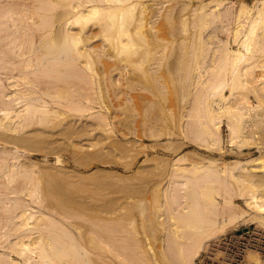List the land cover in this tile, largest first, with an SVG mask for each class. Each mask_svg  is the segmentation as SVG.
Here are the masks:
<instances>
[{"label":"bare ground","instance_id":"6f19581e","mask_svg":"<svg viewBox=\"0 0 264 264\" xmlns=\"http://www.w3.org/2000/svg\"><path fill=\"white\" fill-rule=\"evenodd\" d=\"M139 2V0H24V2L23 0L22 2H16L15 0L0 1V4L2 3L0 5V264H113L112 262H104V259L101 257L103 259L102 260L98 256L100 254L99 252L97 258L102 260L104 263H99L100 261L97 262L98 259L92 255L93 253H97V251L95 252V250H88L89 248L86 247V245L90 246L89 242H86V245H83L82 243L85 242L83 238V242L79 238V240L76 239L77 237L81 236V233H79L80 235L78 234L76 236L72 230L71 226H74L75 228V226L78 224V221H75V219L72 218L78 216L83 217L81 215L82 213H78L79 211L76 212L77 210L74 208V206L82 204V201L73 196L69 190H79L82 187L86 188L87 186H81L82 184L77 186L68 185L70 181L77 182V180H72L70 178L71 173L62 169L64 166L59 164V162H61L60 156H56L55 165L50 163L46 165H40L34 158L37 157L38 153L36 152L44 151L47 152L46 154L50 153V151L55 152L57 147L61 145L57 140L59 136L64 135L71 137V135L75 133L76 130H79L78 125H76L73 121L63 124L62 121L59 122L56 120V124L53 125L55 122L54 117L61 118L63 115L62 113H65V111L57 106V103L61 106V102H64L63 105L65 104L66 107L62 106L63 108L71 107V109L82 112L88 111L93 107L92 105H89V103H87V105V101L84 100H89L88 97L90 94L88 96L86 91L92 88L93 84H95V81L90 83L88 80V84L92 85L90 89L88 88L89 85L88 87L85 84L83 86L82 83L85 81L87 83V75L84 73L93 67L91 64L93 61L91 60L95 59L94 55L95 57L96 55L100 56L102 61V55L104 53L100 55L101 52L99 50H103L102 47L104 44L102 43L103 46L102 44H99L102 47H98L91 42L93 37L96 35L95 32L90 31L89 25H87L91 20H94L96 25H99L98 27L100 28H97L98 32L104 34L102 40L108 37L106 42H104L105 40L103 42L108 45L109 43L107 40L111 41V45L109 44L110 47L106 45L109 49L107 48V50L104 46L106 51L103 50L102 52H105L106 54L108 51L107 54L110 52V55H115L117 57L119 56L117 54H120L122 55L123 60H127L126 62H134L133 60H135V56L133 57V54H137V57L138 54H141L140 56H142L144 51H141L143 44H141L142 40H140V35L137 33L140 31V34H142L141 29L147 19L144 21V24H142V21H139L143 18L139 15H142L143 13L142 16H144L145 13V11L141 13V11L144 9V3L140 5V7L142 6L143 8L138 9ZM224 4H229L227 7L236 10L238 18H241L240 20H237V22H239L238 25L242 23L240 27H232L228 25L229 23L224 24L225 21L229 22V20L227 21L221 18V20H224V22L221 21L223 23L221 24L223 27H225H222L223 30L225 29L224 31L227 30L229 31V34L234 35V38H236L237 41L239 40V44L237 45L235 42L237 47H232L228 39L218 38V40H221L220 43H224L219 44V46L222 47V51H217L220 52V54L225 51V55L223 56L226 58L221 57V55L215 51L216 54L219 55H217L218 59H216L217 64L215 62V65L220 64L218 66H221L224 61H229L228 63L230 66L225 65L226 67H223V71L221 72L220 70H222V68L219 67L220 70L217 69L215 71L217 66H212L215 67L213 69L215 71L214 77L216 78H212L213 80L209 82L207 79L206 85L203 86L205 87L204 89H206L204 92H202V95L204 93V97L202 96L203 106L201 105V116L203 117V120L201 123L199 121L198 125V128L201 130V135H203L202 138L204 140L205 138H212V144L209 141L210 144H215L217 145L218 149L222 148V150H224L221 145L223 142V121H226L228 125V142L230 144L237 143L236 140L240 137V141H246L248 143L247 145H245L242 141L241 142L245 146H248L251 145L249 142H253L252 140L249 141L250 138L255 139L256 137L257 140V138H260V136L261 138L262 135L264 136L260 129V131L257 129L256 131L257 133L260 132L261 135L257 134L255 129L253 131V127L257 128V125L259 126V124L261 126V122L264 125V120L261 122L258 121L259 117L261 119L264 116V112L262 111L264 110V107H261V103L264 102V100L261 101L260 99L264 94L261 96L259 95L264 88L261 87V85L263 86L264 84V79L262 84L261 82L258 83L261 89V92L258 93L259 90H257V88L259 89V87L256 85L257 83L254 85L251 84V86L246 84L249 81L248 79L251 78H249V75L254 73L253 69H257L258 67V65L256 66V64H258L256 62L257 60L254 61L253 58H251L250 62L251 64L256 62V64H254L256 68H253L254 65H252L250 68L249 66H251V64H248L247 60L245 62L249 65V68L245 63L246 68L248 69L244 68L246 71H243L242 69L244 67L242 62L246 60V58H249L250 60L251 54L258 51L256 50V52H252L254 48H256V45L258 48L261 46L260 50L262 51L259 52L264 54V0H254V3L250 2L249 0H229L225 2L224 0H220L213 4V7H215L214 9H218L222 5L224 6ZM202 5L205 6V4ZM203 6H201V9L199 7V9L203 10ZM137 10H140L139 13ZM151 10L152 8H150V13ZM204 10L201 11V13L199 12V16L202 15V12H205ZM152 12H154V10H152ZM224 14L222 17L225 16ZM203 16L205 15H202V17ZM216 16L218 17L219 15ZM137 22L139 24H137ZM150 22L151 21H147V24ZM136 24L137 26L140 25L138 26L139 28H137ZM144 26L143 28H145ZM220 27L218 26V28ZM136 29L140 30H137L138 32H136ZM117 30H119V32H117ZM150 35L152 34L150 33ZM135 36L136 38L139 37V39L137 40ZM125 37H127L128 40ZM123 38H125L128 42ZM143 38L146 39L147 37L143 36ZM123 40L129 44H125ZM138 41H141V43ZM132 42L134 43V48H137L138 46L137 51L134 53ZM137 42L142 45L141 48L140 45H135ZM121 43L125 44V48ZM119 44L121 45L122 49L120 48ZM95 46L101 49L96 50L94 49L96 48ZM130 47L133 48H131V51L133 50V54H130L129 52ZM113 48L118 49L119 51L117 50L116 52L112 50L111 52L110 49ZM91 49L100 53L92 51ZM113 51L116 52V54ZM249 53L250 57H248ZM128 54L132 56H129ZM89 55H92L93 58ZM128 56L129 59L127 58ZM85 58L87 59V61L85 60L86 63L91 64L92 67L89 68L88 64L86 65V63L82 61ZM130 58L132 59L131 61H129ZM96 60L98 59L94 60L95 63L97 62ZM80 62H83L84 64L81 65ZM262 63L261 64L263 66L264 61ZM135 64H133V66L138 65L137 63ZM84 65L87 66V70L82 68ZM262 66H260V68ZM81 68L86 71H83ZM239 68H241L242 71ZM248 70L250 72L253 71V73H249ZM39 71L46 73L47 76L46 74L45 76L42 75L43 73L41 75L38 74L37 72ZM89 71H87V73ZM78 72H81V74ZM95 72H98L99 74V71ZM217 72L219 74L223 72L225 78H222L221 74L220 77L216 76ZM229 72L232 73L230 76L231 81L235 80L234 85L236 83L235 78H239L241 75V79L239 78L237 81L241 80L239 82L242 83V81H244V76L248 80L245 83L243 82L244 85L246 84L248 86H243L244 91L246 90L247 92L248 90L252 91L253 93L258 91L256 94L261 103L256 104V107H258L257 105L261 107V110H259V107L257 110L259 113H263L262 116L257 117L254 112L251 114L249 112L250 115L244 114L246 112L242 111V106H237L239 104L236 103L239 100L237 101L238 97H236L237 95L235 96V94H243L244 92L235 91L237 88L236 85L239 82H237V84L234 86L235 88H231L233 85H231L230 78L227 75ZM244 72L249 74L248 78ZM34 74H38L40 77L42 76L41 78L43 79L41 80L43 81L45 80L44 77L49 78V82H51L52 79L60 80V75H67L63 76L65 78L62 77L65 82L69 79L68 77H70L71 82L77 81L78 84L76 82L75 84H72L74 83L72 82V85L68 82L63 84L61 83L63 79H61L58 83L53 80V83L51 82V84H49L48 81L46 83L45 80V84L44 82L42 83L40 78L37 76L34 77L36 80L30 77V75ZM91 74L88 75L93 77L94 74ZM242 74L245 75L242 76ZM99 75L101 76V73ZM99 75H97L95 79L97 77L98 79L101 78ZM91 77L88 78L91 79ZM79 82H82V85H79ZM66 84L67 86H65ZM99 84L102 83L99 82ZM68 85H71L72 87H69ZM229 85L231 86L229 87L230 92L233 90L232 94H227L226 92V89ZM255 86L257 87L255 88ZM251 87L256 91L249 89ZM66 96L68 98L66 100H62V98ZM244 96L246 95L244 94ZM247 96L245 98H247ZM234 97L236 98L233 99ZM248 101L249 100H247L246 103L249 104L250 101ZM81 103L84 106L81 107ZM263 104L264 103H262V105ZM254 107H251L250 105V107L246 109H252ZM255 109L252 110L256 112L257 110ZM100 112L102 113L101 110L99 113ZM57 113H60L59 117ZM96 113L98 115V112ZM101 113L100 116L104 118ZM94 115L92 114V116ZM242 115H247V117L244 116L245 120L247 118L251 119V117H248L251 115L253 118L257 117V121L256 118H254V121L252 120L253 118L250 120L251 123L256 122L254 123L256 126L250 123L249 125L253 126L248 127V123L244 122L248 127V130H244L242 126L244 125V128L247 127H245L246 125L243 123L245 120L242 121L241 119H244ZM103 118H101L102 121L101 119H98L100 123L102 122V125L104 122H106V120L103 122ZM45 119L49 120L48 123ZM39 120H41L44 124L47 123V125L45 126L44 124H41L40 126L38 123L41 121ZM43 120L46 122H43ZM52 120L54 121L53 123ZM95 120L97 122L96 117ZM240 120L241 122H239ZM257 122L260 123L257 124ZM33 123L35 125L37 123V126L34 125V127L31 128ZM60 124H62L63 127L55 130ZM29 125L30 127L27 128ZM88 125V122H84L81 129L86 131L88 129ZM25 127L28 130L24 131ZM249 128L252 129V131ZM8 130L17 132L11 131L10 133ZM257 141L254 140V142L258 143L257 150L259 151V154L249 155L246 158H233L226 163H218L214 160H206L202 162L203 164L200 162H195L194 164L192 163V165L190 164L194 170H191L190 166L185 167L187 170L183 166H180L179 171L175 173L173 171L170 172V181L168 183L170 186H168L169 188H166L167 191H169L166 194V199L170 201V204L169 201H167V203L171 205L172 208L173 205L176 204L174 209H172V213L177 209L174 212L177 214L175 217H181L182 221L183 218L185 219L187 217V224L192 220L195 221L194 224L190 225V228L192 229L191 233H181V239L167 236L168 241L166 240L167 242H165V251L169 257L178 260L179 264H199L201 253L206 250H211L212 246H214L215 242L220 239L222 235L232 230H241V227L238 226H235L232 230H227V228L229 225H233V223L237 222L238 219L247 217L249 214L248 209H253V211L256 210L258 212L257 214L254 213V216H252L250 220L253 221V223H263L264 225V144L261 145L263 141ZM254 142L252 143L253 146L257 145ZM55 153L57 154V152ZM36 164L39 165L36 166ZM173 169L178 170L177 167H173ZM199 169L200 172L198 171ZM85 179H87L85 175H78V180H80V182L84 181ZM83 183L86 184L87 182ZM42 185H45L44 188ZM195 185H197L198 188L200 186H207L210 189H215L217 186L218 190H215L221 191L219 192V195L222 197L219 200L216 197L213 198L212 196H209V193H207L206 196L208 195L209 197L207 196L205 198L206 203H201L204 206H202L200 202L198 204V202H196L197 200L191 202V206L188 198H195L193 194L196 192L195 189H197V187H194ZM235 186H237L236 188L239 191L235 188ZM233 191H235V194L237 191L238 193L240 192L238 195L241 196V198H244V204L237 203L234 200L233 194L230 193ZM198 193L199 192H197V195H199ZM197 198H199V196ZM113 201H116V199L112 201L110 200L111 203ZM35 202L37 204H34ZM116 202H113L112 204L115 203V205H117ZM107 203H109V201ZM112 204L111 206H113ZM73 208L76 211L73 210ZM113 210H107L108 213L112 214L107 216L110 217L109 220L106 218L108 221H111L110 219L113 216H116L113 214L116 213L117 210ZM178 218L176 219L179 220ZM113 219L114 217L112 220ZM90 221L91 222L89 225L93 232L98 233L101 236L98 237L99 235L96 234L100 241H96V244H101V240H103L105 242L102 243L104 247L108 245L110 246L109 248L114 250V252L121 255L120 250H117L119 245L117 246L116 244V240L119 237H116L117 239H115V236L118 235L117 231L120 227V225H116L119 221L117 220L118 222L114 225H111L110 222L106 224L107 222L105 221V223H103L104 225L102 222H100L98 225L99 221ZM94 223L97 225L94 226ZM248 226H250V223L245 224L244 228H248ZM76 227H78V225ZM90 227L86 226L87 229ZM96 227L100 228V230H97ZM180 228H182V226H180ZM256 228H258L257 224ZM87 229L85 230L86 234L88 232ZM79 230L81 232V229ZM90 230L89 233H93L90 232ZM104 230H106V232ZM182 230L183 229H180V231ZM101 231L104 232L105 235L102 234ZM83 235L84 238H89V236L85 237V233ZM102 237L104 239H100ZM93 238H95V236ZM93 238L91 236L89 240L91 242L94 241L93 243L95 245L96 239ZM173 241H176V244H174ZM91 242L90 244L93 246V243ZM118 244L121 243L118 242ZM122 245L120 246L122 247ZM99 246L96 247L101 248ZM103 246L101 249H105ZM93 247L95 248V246ZM250 251L257 250H249L248 252ZM152 262L154 264H159L157 261H150L148 264H151Z\"/></svg>","mask_w":264,"mask_h":264},{"label":"rangeland","instance_id":"374dc122","mask_svg":"<svg viewBox=\"0 0 264 264\" xmlns=\"http://www.w3.org/2000/svg\"><path fill=\"white\" fill-rule=\"evenodd\" d=\"M15 1L22 2V0L21 1L15 0ZM139 1L141 3L139 2L138 9L144 7L141 13L145 11L144 13L145 18L144 16H142L143 15L142 13V15L139 16L143 18L142 20L139 21H142V24H144V21L146 19L147 20L145 22L146 25L145 24H144L145 26L143 25L145 28H143L142 26L141 29L140 27V29L142 30L141 31L142 34H140L139 31L140 29L139 30L136 29V32L139 31V33L137 34L140 35V40H142V43L141 41L138 42L143 44V47L138 42L135 45H140V48L142 47L141 51L143 50L144 51L142 56H140L141 54H138V57L136 56L137 54L134 55L133 53L137 51L138 46L137 48L136 47L134 48L133 42L132 43L134 49L130 47L129 50L130 54H133V57L134 56L136 57V58L134 57L135 60L133 61L138 65L135 66L136 64L131 61L133 57L132 59L130 58L129 60L131 62H126L127 60L126 61L123 60L122 55L120 54H117L119 55L117 57L115 55H110V52L109 54H107L108 51L106 52V54L105 52H102L103 50H105V47L106 49L108 48L107 46H109L111 41L107 40V42L109 43L108 45L104 43L106 42V39L108 37L105 36L106 38L102 40L104 34L98 32L97 28L98 29L100 28L98 27L99 25H96L94 20L90 19L91 21L89 20L90 22L87 25H89L90 31L96 33V35L93 37L91 42L98 47H102L103 44L105 46V47L103 46L104 48L102 47L103 49L102 51L99 50L101 53L96 51L101 48H97L95 46L96 48L94 47L93 48L96 50L91 49L92 51H96L100 53V55L104 53L102 55L103 63L101 61L100 56L98 55H96V57L98 56L97 58L94 55V58L98 59L96 60L97 61L96 63L94 62L95 59L91 60L93 61V63L91 62L93 67L91 66V64L86 63L87 61L86 58L82 60L86 63V65L88 64L89 68L92 67L90 69H93L90 70L86 68L87 66L85 65H84L85 67L84 66L82 67L86 70L88 69L87 71L90 70L92 72L91 74L90 71L87 73L86 70L81 68L83 71H86L84 74L87 75V77L85 76L87 83L86 81L84 83L81 82L83 86L85 84L88 87L89 85L88 80L90 81V83L95 81V84L93 83L92 84L93 86L94 85L96 86H94L93 88L92 85H89L88 88L90 89L92 86L93 89L91 88L90 90L86 91L88 93V96L90 94V96L88 97L89 100L87 99L84 100L87 101L86 104L89 103V105H92L93 107L88 111L82 112L79 110L71 109V107L63 108L66 107L65 104L63 105L64 102H61L62 103L61 106L58 105L57 103V106H59L60 109L65 111V113H62L63 115L61 114L62 115L61 118L54 117L55 122L52 120V123L54 122L53 125L56 124V120L59 122L62 121L63 124L73 121L76 125H78L79 130H76L75 133L71 135V137L61 135L59 136V138H57L58 142L61 144L59 145V147H57L55 151L57 152V154L53 150L52 151L54 153L50 151V153L48 154H46L47 152L44 151L36 152L38 154L37 157H35L34 159L38 161L40 165H46L49 163L55 165L56 156H60L61 162H59V164H61V166H64L62 169L64 171L71 173L70 178L72 180L74 181L77 180V182L70 181L68 185L77 186L82 184L81 186H85V185L87 186L86 188L82 187L79 190L78 189L69 190L73 194V196H75L77 199H80L82 201V204H78L74 206V208L77 211L74 208L73 210H75L76 212L79 211L78 213H82L81 215L83 216V217L78 216L72 218L75 219V221H78L77 224L78 227H76L77 225L75 226V228L74 226L71 227L76 236L79 233H81V236L77 237L76 239L79 238L82 242L84 239L85 242L82 243L83 245H86V242L87 243L89 242V245L92 246L90 244L91 241L89 240V238L91 236L92 238L95 236V238H93L96 239L95 245L93 243L94 241L91 239L93 241L91 243H93V246H95V248L93 246L90 247L86 245V247L89 248V249L87 248L88 250L90 251L95 250V252L97 251V253L92 254L94 257L97 258V255L100 253L98 256L100 258L102 257L104 260L102 258L101 259L104 262H112L113 264H145V263L148 264V262L150 261H157L159 264H179L178 260L169 257L165 251V246H166L165 242L168 241L167 236L181 239V235H180L181 233L182 234L191 233L192 229L190 228V225L194 224L195 221L192 220L190 223L187 224L188 222L186 220L187 217L185 219L183 218V221L181 217L179 218L175 217L177 214H175L174 212L177 209L172 213V209H174V206L176 204H174L172 208L171 205H169L170 201L166 199L167 197L166 194L167 192H169L167 191L166 188H169L168 186H170V184L168 185L170 181V175H169L170 172L173 171L175 173L179 171L180 166H183L185 168L190 166V164L192 165V163L194 164L195 162L196 163L200 162L201 164H203L202 162L206 160L207 161L214 160L215 162L218 163H226L227 161L233 158H246L249 155L259 154V151L257 150L258 143L254 142V140L255 141L258 140L257 142L263 141L261 143L262 145L264 144V138H263L264 136L262 135V138L260 136V138H257V140L256 137L255 139L250 138L249 141L252 140L255 144H257L254 146L252 144L253 142L250 143L249 141L248 142L251 145L245 146L248 143L246 141L243 142L241 140L245 144L244 145L240 141L239 139L240 137L236 140L237 143L230 144L228 142L229 140L228 125L226 121H223L222 123L223 142L221 145L224 150H222V148L218 149L217 145L215 144L211 145L212 138L211 139L205 138L204 140L202 138L203 135H201V130L200 128H198L199 121L201 123V121L203 120V117L201 116V112H202L201 105L203 106L202 102H203L204 93L202 95V92L206 90L204 89L205 87L203 86L206 85L207 79L209 82L213 80L212 78H216L214 76H215V71L217 69L220 70V68H222V70H220L221 72L223 71V67H226L225 65H229L228 63L229 61L228 62L224 61V63L220 61L221 63L224 64V66L223 64H221V66H218L220 64L215 65L216 59H218L219 55H221V57L223 58H226L223 56L225 55V51H223L222 54L218 52L219 50L222 51V47H220L219 44L224 43V42L220 43L221 40H218V38L228 39L232 47H237V45L239 44L238 43L239 40L237 41V39L234 38L235 37L234 35L229 34L228 33L229 31L227 30L224 31L225 29L223 30V28H225L222 25L223 24L222 22H224V20H221V18L227 21L229 20V22L225 21L224 24L229 23L228 25L232 27H237V26L240 27L242 23L240 22L241 24L238 25L239 22H237V20H240L241 18L240 19L238 18L237 11L231 9L230 7H227L229 4H224V6L222 5L220 8L214 9L215 7H213V4L217 3L220 0H143V2L142 0ZM225 1H229V0H224V2ZM249 1L254 3V0H249ZM143 3H144L143 7L142 6L140 7V5H142ZM200 4L201 6H203L202 4H205V6H203L205 10L202 8L205 11L204 13L202 12V15H205L203 17L202 15L199 16L201 11H203L200 10L201 9ZM150 8H152L154 12H152L151 10L150 13ZM137 11L139 13L140 10ZM223 14L225 15L224 17H222ZM216 15L219 16L217 17ZM198 16L200 17L201 20L199 19ZM147 21L148 22L151 21V22L147 24ZM138 22L137 24H139ZM138 26L137 28H139ZM218 26L221 27L218 28ZM117 32H119V30H117ZM150 33L152 35H150ZM143 36L144 37L146 36L147 37L146 39L148 40L144 39ZM125 38L123 39L127 41L128 38L127 40ZM136 39L138 40L139 37ZM235 42L237 45L235 44ZM99 44H102V46H100ZM125 44H129V43L125 42ZM125 44L122 45L124 48H125ZM114 48L110 49L111 52L112 50L117 52L118 49H114ZM120 48L122 49L121 45ZM131 48L134 50V51L132 50L133 53L131 51ZM140 48H139V52H140ZM260 48L261 46H259L258 48V46L256 45V48H254L255 51L253 50L252 52H256V50L258 51L256 53L250 52L254 54V55L251 54V57H250V53L248 54L250 60L249 58H246V60L242 62L243 64L241 63L242 65H244V67L242 68L243 71H246V69H248L249 67L251 68L252 65L256 64V62L258 63L256 64V66L258 65L257 69H253L254 67L256 68L255 65L252 68L254 73L253 71L250 72L249 71L250 69L248 70L249 73H253L252 75L246 74L244 72L247 75L246 76L247 78L248 75L249 78L251 77L250 79H248L249 81L245 78L244 76L245 74H242V76H244L243 77L244 81H242V83L239 82L241 80L237 81L241 77V75L239 76V78L234 77L236 79L235 85L237 84V82H239L238 83L239 85L242 84L240 86L237 84L236 85L237 88L235 91L244 92L243 94L235 92L236 93L235 96L237 95L236 97H238L237 101L239 100L238 102L235 101L237 102L236 104H239L237 106L239 107L242 106L243 109L245 108L244 110L242 109V111L246 112V113L243 112L244 114L248 115L249 112L250 114L254 112L257 117L263 115L262 112L261 114L257 110L259 105H257L258 107H256V104L261 103L256 94V92L258 91L253 89L252 86L249 89H253L256 92L253 93L252 91H248V90L246 92V90L244 91V87L245 86L248 87L247 86L248 84L251 86V84L254 85L257 83L256 85L259 87V89L257 88V90H259L258 93L261 92L258 83L261 82L262 84L264 79V73H263L264 65L262 66L263 64L262 62L264 61V54L259 52L262 51L260 50ZM215 51H217L219 55L216 54ZM116 52L114 53L116 54ZM130 54L128 55L132 56ZM89 56L92 57V55ZM129 56L127 57L128 59ZM251 58H253L254 61L256 60L257 61L255 63L253 62L254 64H251L250 63ZM247 60H248V64H251V66H249L245 62ZM130 63H133L135 65L133 66V64ZM245 63L247 64V67L249 66L248 68H246ZM259 63L260 66L263 67V68L261 67L262 69L260 68ZM83 64L84 63L82 62L81 65ZM214 65L217 66L218 68L212 67ZM102 67L103 68L105 67L104 68L105 72L103 71ZM213 68H215V71ZM95 71H99V74L101 73V76L98 74V72ZM218 72L216 76L220 77L221 74V77L225 78L223 72L220 74ZM37 73L41 75L43 72L39 71ZM78 73L81 74V72ZM38 74L37 75L34 74L35 76L30 75V77L36 80V78L34 77L37 76L38 78H40V81L42 83L45 80L46 83L47 81L49 82L48 80L49 78L44 77L45 80L43 81L41 80L43 79L41 78L42 76L40 77V75L38 76ZM45 74L46 73H43L42 75L45 76ZM88 74L91 75L94 74L95 76L93 75V77H91ZM96 74L99 75L101 78L98 79L97 77L95 79V77L97 76ZM231 74H232L231 72L227 73L229 78ZM63 76H67V75H63ZM63 76L60 75L61 79L65 78ZM88 77H91V79ZM68 78H69L68 80L65 79L67 80L66 82H68L69 84L74 82V81L71 82L70 77ZM53 80L55 79H52V81ZM60 80L56 79L55 82L58 83ZM96 80L97 81L100 80L99 82H101L102 84H99V82H97ZM63 81L64 79L62 80L61 83L65 84L66 82ZM234 81L235 80L231 81V85H233L232 87L230 85L227 87L226 89L227 94L229 93L232 94L233 92L232 89L235 86ZM246 81H248V83H246L247 85L246 84L244 85L243 82L245 83ZM51 82H49V84H51ZM75 82L77 83V81ZM75 82L72 84H75ZM81 83L79 85H82ZM67 84L65 86H67ZM238 86L240 87V89ZM257 86H255V88ZM229 87L232 88L231 89L232 92H230ZM261 87H264V84L263 86L261 85ZM263 90H262L263 93L261 92L259 94L260 96L264 94ZM244 94L246 96L248 94L247 96L248 99L245 98L246 96H244ZM242 96L244 97L241 98ZM263 96H261L262 98H260L261 101L264 100ZM236 97H234L233 99H235ZM67 98L68 97L66 96L62 98V100H66ZM247 100L250 101V102L248 101L249 104L246 103ZM262 103H261V107L263 108L264 104L262 105ZM250 105L251 107L255 106L256 109L255 107L252 109L257 110L256 112L258 113H256L254 110L250 108H249L250 110L246 109L250 107ZM82 106L84 105L81 103V107ZM261 107H259V110H261L260 109ZM100 110L102 111V113L101 112L100 113L106 119L100 116L99 113ZM262 111L264 112V110ZM96 112H98L99 117ZM57 114L59 117L60 113ZM92 114L93 115L96 114L97 116L96 115L92 116ZM247 115H242V116L247 117ZM95 117L97 119V122L95 120ZM100 117L103 118V122L106 120V122H104L103 125L101 124L102 122L100 123L99 121L101 119ZM248 117H251V119L253 118L252 115ZM257 117H254L256 118V121H257ZM254 118L252 119L253 121L255 120ZM241 119L243 121L245 120V117L244 119L243 118ZM251 119L247 118L246 119L247 121L245 120L243 121V123L244 122L248 123V127L255 125L254 123L256 122L251 123L250 121ZM259 119L258 121L260 122L263 121L264 116L260 120ZM45 120L48 123L49 120L47 119ZM45 120H43V122H46ZM84 122H88V124L90 125V126L88 125V129L86 131L84 129H81ZM239 122H241V120ZM37 123L36 125L33 123L31 128H33L34 125L37 126ZM47 123L44 124L41 121L38 124L40 126L41 124H44L46 126ZM98 123H100L101 125ZM246 123L244 124L246 125ZM250 123L253 125H249ZM259 123L257 122V124ZM262 125L263 123L261 122V126ZM259 126L257 125V128L253 127V131L254 129L255 131L256 129L257 130L260 129L262 131V134H264V125L262 127L260 126L261 128ZM29 127L30 125L27 128ZM61 127H63L62 124H60L55 130L60 129ZM242 127L244 130L245 129L248 130L247 125L245 126L247 128H244V125ZM26 130L28 129H26L25 127L24 131ZM250 130L252 131V129ZM11 131L9 132L11 133ZM13 132H17V131H13ZM257 134L261 135L260 132ZM209 141L211 142V144ZM39 164H36V166H38ZM173 167L174 168L177 167L178 170L173 169ZM190 167L192 170L193 169L192 166ZM198 171L200 172V169ZM80 174L85 175L87 179L80 182V180H78V175ZM83 182H87V183L85 184ZM194 187H197V185H195ZM236 187L237 186H235V188ZM215 189L218 190L217 186ZM215 189H210L207 186H202V187L200 186L199 188L197 187V189H195L196 192L193 193L195 198L189 197L188 201L191 203L194 200L195 201L197 200L196 202H198V204L199 202L200 204L201 203L205 204L206 203L205 198L208 195L212 196L213 198L216 197L217 199L220 200L222 196L219 195V192L221 191H216ZM238 191L236 194L235 191H233L234 193L233 192L230 193L233 194L234 200L237 203L244 204L245 200L244 198H241V196L238 195L240 193V192L238 193ZM197 192H199L198 193L199 195H197ZM207 193L209 194L206 196ZM26 196L29 197L28 195ZM198 196L199 198H197ZM115 199L117 202L116 201L113 202H116L117 205H115V203L112 204L113 202L112 203L110 202V200L112 201ZM108 201L109 203H107ZM167 201H169V204L167 203ZM110 203L114 207L111 206ZM34 204L37 203L35 202ZM190 205L192 206V203ZM108 209L111 211L113 209L117 210V212L113 214L116 216H113L114 219L112 220L113 218L112 217L110 219L111 221H108L110 217L107 216L111 214L107 212ZM248 213L249 214L247 217H242L238 219L237 222L233 223V225H229L227 230H232L234 229L235 226L244 228L245 224H249V223L250 226L252 227L256 226L257 224L258 228H262L264 230L263 223L260 224L253 223V221L250 220V218L254 216V213L257 214L258 212L256 210L253 211V209L252 210L248 209ZM116 218L119 222L116 220ZM176 218H178L179 220H177ZM90 220H95L96 222L99 221L98 225L100 222H102V224L105 222H107L106 224H108V222H110L111 225L112 224L114 225L115 223L118 222L116 225L117 226L120 225L119 227L120 231L119 230L117 231L118 235L115 234L117 235L115 236V239H117L116 237H119L118 238L119 240L118 239L117 240L121 244H118L117 240H116V244L117 246L119 245L117 247L118 248L117 250H120L121 255L114 252V250L112 248H109L110 246L108 245L104 247L102 245V243H105L103 240H101V244L99 243L100 246L96 244L97 243L96 241L98 242L100 241L96 235L98 233L93 232V230L89 225L91 222ZM112 221L114 222L111 223ZM96 225L97 224L94 223V226ZM86 226L90 228L87 229ZM180 226H182V228H180ZM79 229H81V232ZM86 229L88 230L87 234L85 231ZM96 229L100 230V228L98 227H96ZM180 229L183 230L180 231ZM89 230L90 232H93L95 234L89 233ZM104 231L106 232V230ZM83 232L85 233V237L89 236V238L87 237L84 238ZM102 234H104V232H102ZM98 237L101 236L99 235ZM100 239H104V238L102 237ZM173 243L176 244V241H173ZM101 245L105 249H101L102 248ZM120 245H122V247ZM96 246H99L101 248H97ZM142 248L145 253L142 251ZM97 259H96L97 262L100 261L99 263H104L99 258ZM246 260H247V264H264L263 254L261 255V253L257 251L248 252L246 255Z\"/></svg>","mask_w":264,"mask_h":264},{"label":"built area","instance_id":"2783aa9c","mask_svg":"<svg viewBox=\"0 0 264 264\" xmlns=\"http://www.w3.org/2000/svg\"><path fill=\"white\" fill-rule=\"evenodd\" d=\"M249 250H257L264 255V230L248 226L232 230L222 235L211 250L203 251L199 264H247Z\"/></svg>","mask_w":264,"mask_h":264}]
</instances>
